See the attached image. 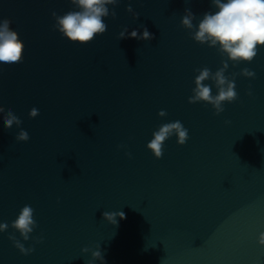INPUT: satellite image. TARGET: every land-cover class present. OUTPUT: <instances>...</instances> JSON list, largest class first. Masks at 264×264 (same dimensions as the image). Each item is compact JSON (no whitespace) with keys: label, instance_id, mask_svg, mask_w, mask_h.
I'll list each match as a JSON object with an SVG mask.
<instances>
[{"label":"water","instance_id":"obj_1","mask_svg":"<svg viewBox=\"0 0 264 264\" xmlns=\"http://www.w3.org/2000/svg\"><path fill=\"white\" fill-rule=\"evenodd\" d=\"M109 7L106 31L80 44L52 27V12L71 0H0L21 45L19 62L0 68V109L30 137L18 141L15 124H0V221L9 223L0 264H105L91 256L97 246L106 264H264V47L250 62L229 61L226 74L248 67L255 77L238 74L237 98L216 114L188 97L194 69L215 71L223 57L180 23L186 7L196 23L211 0ZM142 25L151 40L118 39L124 26ZM176 119L187 141L173 135L155 157L153 130ZM24 204L37 221L26 241L11 227ZM105 210L126 218L112 224ZM13 232L34 250L21 253Z\"/></svg>","mask_w":264,"mask_h":264},{"label":"clouds","instance_id":"obj_2","mask_svg":"<svg viewBox=\"0 0 264 264\" xmlns=\"http://www.w3.org/2000/svg\"><path fill=\"white\" fill-rule=\"evenodd\" d=\"M120 0H71L73 8L57 14L52 12L54 23L52 27L68 40L80 44L92 41L97 35L103 34L107 29L105 17L111 15L115 17V6ZM188 2V0H186ZM127 11L133 17H138L132 5H127ZM196 14L190 7L184 9L181 17V25L189 30L191 38L200 43L214 47L223 57L221 66L212 71L208 66L195 68L194 87L192 94L188 97L190 103L203 101L212 106L216 114L224 111L225 102L234 101L238 93L236 91L235 78L238 74L246 77H255L254 70L243 67L239 73H228L229 61L233 65L240 62H250L257 55L260 48L264 47V0H211V8L204 11L196 23ZM10 21L7 18L0 19V68L13 66L19 62L21 45L17 37L10 30ZM154 37L146 25L129 30L124 26L118 33V39L135 38L138 40H151ZM206 81H211L207 83ZM213 87L215 92H213ZM248 94H252L251 88ZM39 109L33 106L29 110V116L35 117ZM160 116L166 115V110L161 109ZM21 119L11 110L5 112L0 109V124L5 128H11L13 124L19 129L15 135L18 141H27L29 132L20 127ZM188 129L181 120L176 119L161 123L152 132L151 139L147 142V148L157 158L162 156L163 145L166 139L176 137L178 144H184L188 139ZM118 147H124L119 145ZM131 156V153H127ZM103 217L110 223L118 225L119 220L126 218L123 210H105ZM119 218V219H118ZM37 226L34 218V209L29 204H24L16 218L11 221V227L19 232L23 240L30 238V233ZM9 228L7 221H0V232ZM9 238L13 240L15 246L21 253L32 252L33 247H25V244L18 239L15 232L9 233ZM38 239H43L39 237ZM258 242L264 245V232L258 236ZM83 252H89V246L82 248ZM91 256L98 258L102 262L106 259L99 246L91 250ZM87 264H95V259H89Z\"/></svg>","mask_w":264,"mask_h":264}]
</instances>
